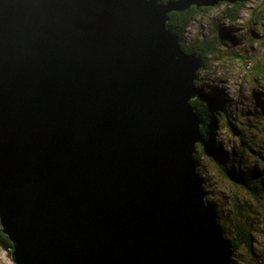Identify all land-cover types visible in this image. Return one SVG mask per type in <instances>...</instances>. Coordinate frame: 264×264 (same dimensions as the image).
Returning a JSON list of instances; mask_svg holds the SVG:
<instances>
[{"label":"water","instance_id":"water-1","mask_svg":"<svg viewBox=\"0 0 264 264\" xmlns=\"http://www.w3.org/2000/svg\"><path fill=\"white\" fill-rule=\"evenodd\" d=\"M251 0H0V224L15 264H237L172 12Z\"/></svg>","mask_w":264,"mask_h":264},{"label":"rangeland","instance_id":"rangeland-1","mask_svg":"<svg viewBox=\"0 0 264 264\" xmlns=\"http://www.w3.org/2000/svg\"><path fill=\"white\" fill-rule=\"evenodd\" d=\"M220 5L209 10L204 16H196L188 27L185 43L191 45L221 37L223 32L231 35V38H226V43L218 46L220 51L216 56L208 57V68L201 69L196 83L205 96L218 97L220 101L214 98L227 112V119L221 118L219 122L220 132L216 137L223 142L225 148L235 147L238 150L241 145L240 137L234 134V127L228 121L238 127H244V122L248 127L264 120L260 112L264 101V82L255 78L254 70L256 64L264 63V0L249 1L238 22L226 20L225 5ZM253 9L257 11L254 12ZM253 19L258 21V24H255ZM252 136L254 138L255 134ZM198 147L197 155L202 158L200 169L204 173L207 197L227 216L232 211L233 201L237 196L254 204L251 197L224 177L210 157L203 155ZM254 147L259 149L258 146ZM254 238V252L242 247L235 253L237 264H264L263 214L256 224ZM11 253L10 249L0 244V264H15Z\"/></svg>","mask_w":264,"mask_h":264},{"label":"trees","instance_id":"trees-1","mask_svg":"<svg viewBox=\"0 0 264 264\" xmlns=\"http://www.w3.org/2000/svg\"><path fill=\"white\" fill-rule=\"evenodd\" d=\"M159 1L166 3L169 0ZM247 3H222L225 5L224 13L226 20L238 22L241 19V12L246 9ZM213 8H198L194 6L184 12H172L169 16V28L180 37L184 50L188 53L202 56L204 62L203 70L208 68V57L216 56L220 51V47L218 46L226 43L227 39L231 38V35L228 32H223L221 37L217 36L216 38L195 42L191 45H186L185 38L188 27L191 26L196 16H204ZM252 11L256 12L257 9H253ZM254 12L253 14H255ZM254 23L258 24V21L254 20ZM254 70L256 71L255 78L264 82V63L256 64ZM200 73L201 70L198 76ZM214 97L219 100L218 97ZM214 97L205 96V93L202 91V95L192 101V104L202 114V118L204 119L202 133L208 143V146L205 148L201 145L197 147L203 155L210 157L224 177L229 179L238 188L244 190L254 201V204L248 199L242 200L237 196L233 201V209L227 216L213 201L209 198L207 199L217 206L221 224L227 236L234 244L235 253L242 247H246L251 252H254V231L256 230V224L260 216L264 215V120L259 121V123H253L248 127L244 122H242L244 127H238L228 121L234 127V134H238L240 137L241 145L238 150L235 147L227 149L216 136H219L218 132H220V129L218 126L221 118L227 119L228 115ZM262 104L260 112L261 118H264V101ZM217 129L219 131H216ZM253 134H255V139L252 136ZM254 146H258L259 149H255ZM196 158L199 164V172L205 180L204 173L200 169L202 158L198 155H196ZM0 244L6 249L12 247L10 238L2 230H0Z\"/></svg>","mask_w":264,"mask_h":264}]
</instances>
